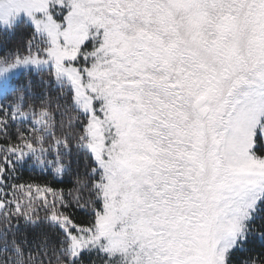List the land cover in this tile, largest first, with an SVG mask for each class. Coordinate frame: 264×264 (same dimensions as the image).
Here are the masks:
<instances>
[{
	"label": "snow or ice",
	"instance_id": "6c2138e0",
	"mask_svg": "<svg viewBox=\"0 0 264 264\" xmlns=\"http://www.w3.org/2000/svg\"><path fill=\"white\" fill-rule=\"evenodd\" d=\"M0 264H264V0H0Z\"/></svg>",
	"mask_w": 264,
	"mask_h": 264
},
{
	"label": "trees",
	"instance_id": "16d2710c",
	"mask_svg": "<svg viewBox=\"0 0 264 264\" xmlns=\"http://www.w3.org/2000/svg\"><path fill=\"white\" fill-rule=\"evenodd\" d=\"M19 175H20V182H33L34 181L40 184H43L45 182H51L53 184H56V180L51 175L41 173L39 170H32L28 168L27 166L20 169ZM57 186L65 187V188L69 187L67 183L60 184ZM260 247H261V242L259 240L254 242V244L250 245V248H252L254 251H259ZM246 255L247 253H244V254L238 253L237 258L241 259L243 258V256H246Z\"/></svg>",
	"mask_w": 264,
	"mask_h": 264
}]
</instances>
